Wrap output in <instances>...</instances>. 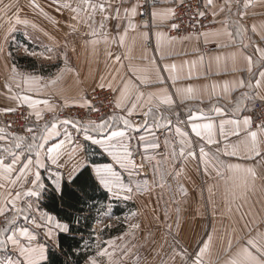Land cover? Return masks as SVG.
Instances as JSON below:
<instances>
[{"label":"crops","instance_id":"crops-1","mask_svg":"<svg viewBox=\"0 0 264 264\" xmlns=\"http://www.w3.org/2000/svg\"><path fill=\"white\" fill-rule=\"evenodd\" d=\"M182 1L161 0L149 24L138 0H40L16 15L63 55L20 80L43 132L11 141L0 128V218L15 207L9 197H37L44 181L60 190L87 165L98 182L104 164L130 165L126 179L144 182L157 166L159 217L144 219L143 238L158 252L149 246L143 264H264V130L250 115L264 98V0H214V28L173 37L166 28ZM96 87L113 90L119 110L88 125L106 156L92 162L56 112L85 105ZM177 113L185 125L169 118Z\"/></svg>","mask_w":264,"mask_h":264},{"label":"rangeland","instance_id":"rangeland-1","mask_svg":"<svg viewBox=\"0 0 264 264\" xmlns=\"http://www.w3.org/2000/svg\"><path fill=\"white\" fill-rule=\"evenodd\" d=\"M36 4L39 8H43L40 0H0V128L11 141L15 137H24L25 140L26 136L16 133L9 127L3 116L19 108H27L30 113L29 124L31 127L39 128L33 137L42 131L40 127L42 123L31 122L28 103L21 101L23 95L21 78L30 76L32 70L48 72L63 55L42 43L41 38L26 35L30 31L15 19L16 15L29 12ZM62 106L70 105L61 104L60 108ZM169 118L176 125L183 124L184 118L179 113L169 114ZM62 120L71 126L72 135L80 136L81 133L89 159H106V156L104 157L94 145L90 137L93 133L89 134L88 131V127H92L94 122L93 125L88 126L92 122L79 125L73 121ZM137 167L138 170L134 169L135 174L142 171V166ZM128 170H131V166L125 163L103 165L101 175L104 180L96 181L104 190L108 188L112 193L106 190L110 202L97 216L95 215L96 221L91 232L84 237L82 244L84 249L89 251V256L81 264H143L145 253L150 251L149 246L152 254L158 252L157 244H148L149 241L143 238L144 219L148 220L151 217L152 221H157L159 217L157 166L151 171L155 176L151 181L145 182L141 175H134L133 180L126 179ZM52 182L44 181V186L38 185L37 197L8 198V202H15L12 205L15 207L8 209L0 218V237H2L0 264H30L42 259L51 248L57 247L59 233L69 231L67 222L60 220L56 215H51L52 213L43 207L44 194L53 189L58 190ZM148 189L151 190L149 196L145 193ZM16 207L20 208L16 209ZM114 207L123 211L118 213ZM11 225L13 228H10ZM11 231L12 234H16L17 243L7 240ZM20 231L33 232L34 236L27 239L25 235L18 234Z\"/></svg>","mask_w":264,"mask_h":264},{"label":"built area","instance_id":"built-area-1","mask_svg":"<svg viewBox=\"0 0 264 264\" xmlns=\"http://www.w3.org/2000/svg\"><path fill=\"white\" fill-rule=\"evenodd\" d=\"M138 18L140 22L149 24L152 20V8L161 3V0H138ZM214 0H184L175 5L167 32L173 37L187 35L201 36L204 32L214 28L213 16ZM151 46V41L147 43ZM205 48H210L206 45ZM116 94L105 87H96L89 91L85 105L62 106L56 112L58 118L73 121L79 125L86 122L100 123L107 117L118 112ZM252 126L264 130V98L254 102L250 111ZM8 126L16 133L26 137H33L39 128L29 124L30 113L27 108H19L4 114ZM186 120L182 119L185 125Z\"/></svg>","mask_w":264,"mask_h":264},{"label":"trees","instance_id":"trees-1","mask_svg":"<svg viewBox=\"0 0 264 264\" xmlns=\"http://www.w3.org/2000/svg\"><path fill=\"white\" fill-rule=\"evenodd\" d=\"M92 162L103 158L90 159ZM110 202L109 193L96 181L91 168L83 167L71 180H65L60 190H50L42 201L46 211L69 224L68 232H60L57 247L48 251L45 261L37 264H81L89 256L83 247L96 216ZM119 213L120 210L114 207ZM96 215V216H95Z\"/></svg>","mask_w":264,"mask_h":264}]
</instances>
